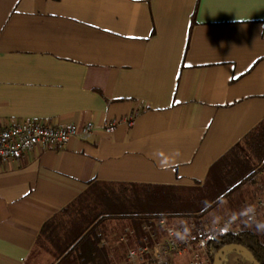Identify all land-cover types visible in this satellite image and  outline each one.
<instances>
[{
    "label": "crops",
    "instance_id": "obj_1",
    "mask_svg": "<svg viewBox=\"0 0 264 264\" xmlns=\"http://www.w3.org/2000/svg\"><path fill=\"white\" fill-rule=\"evenodd\" d=\"M134 113L130 127L101 129ZM30 120L96 131L0 162V264H28L43 224L68 228L80 211L61 210L93 182L166 187L175 209L148 216L141 245L130 217L102 215L50 264H78L82 250L83 264H134L129 250L163 239L157 219L191 237L236 216L241 231L264 190V158L242 142L264 120V0H0V122ZM235 159L240 186L197 210Z\"/></svg>",
    "mask_w": 264,
    "mask_h": 264
},
{
    "label": "trees",
    "instance_id": "obj_2",
    "mask_svg": "<svg viewBox=\"0 0 264 264\" xmlns=\"http://www.w3.org/2000/svg\"><path fill=\"white\" fill-rule=\"evenodd\" d=\"M242 142L257 154L255 156L258 160H262L264 158V120L250 131ZM237 162L236 159L233 162L224 160L223 164L222 160L220 172L213 180H208L205 188L198 194L197 210H208L209 207H206L208 204L220 196L230 194L232 190L240 186L247 170H243ZM167 191L166 187L144 184L90 183L82 194L61 210L63 215L68 214L70 207L78 208L80 211L77 216L71 218L68 228L62 221L57 222L55 219L46 221L38 234L37 244L42 243L41 247L43 246L55 260L60 258L65 260L72 253L77 252L82 240L80 236L90 224L102 215L115 214L131 218L141 245L143 238L147 237L142 233L141 225L150 224L148 216L172 213L175 209V201ZM85 202H88L87 206L84 205ZM188 205L192 206L194 202ZM190 208L192 207H188ZM249 225L237 234L231 232L219 234L209 243L211 264L217 253L228 245L242 246L257 264H264V230H257L253 221ZM82 251L76 256L78 264L84 263Z\"/></svg>",
    "mask_w": 264,
    "mask_h": 264
},
{
    "label": "built area",
    "instance_id": "obj_3",
    "mask_svg": "<svg viewBox=\"0 0 264 264\" xmlns=\"http://www.w3.org/2000/svg\"><path fill=\"white\" fill-rule=\"evenodd\" d=\"M136 113L122 120H110L104 123L101 129L111 134L115 127L124 123L127 127L133 124ZM96 131L92 123L81 126H53L46 121H22L18 123L0 122V162L19 161L35 148L61 149L70 140L86 141ZM257 176H264V159L256 169ZM245 207L244 216L253 217ZM254 219L259 213H264V190L255 199ZM238 217L230 216L220 222L205 223L196 228L193 236L184 240L177 239L176 234H184L179 226L168 223L165 219H157L156 226L163 232L161 241L152 246L147 244L128 251L127 260L134 264H176L177 257H185L188 264H211L209 258V243L219 234L240 232L237 226ZM149 230L150 227H145Z\"/></svg>",
    "mask_w": 264,
    "mask_h": 264
},
{
    "label": "rangeland",
    "instance_id": "obj_4",
    "mask_svg": "<svg viewBox=\"0 0 264 264\" xmlns=\"http://www.w3.org/2000/svg\"><path fill=\"white\" fill-rule=\"evenodd\" d=\"M255 175L256 172H255ZM41 244L36 246V249L31 254L28 264H50L53 260L48 251L41 247ZM241 252L236 250H227L224 253L222 260L218 264H250L246 259H242ZM241 257V258H240Z\"/></svg>",
    "mask_w": 264,
    "mask_h": 264
},
{
    "label": "water",
    "instance_id": "obj_5",
    "mask_svg": "<svg viewBox=\"0 0 264 264\" xmlns=\"http://www.w3.org/2000/svg\"><path fill=\"white\" fill-rule=\"evenodd\" d=\"M227 250H237V251H240L242 252L246 257L247 259H249V261L252 263V264H257L256 261L252 258V256L247 252V250L245 248H243L242 246H239V245H228V246H225L223 247L216 255V257L214 258L213 260V263L212 264H217L218 260L220 259V257L227 251Z\"/></svg>",
    "mask_w": 264,
    "mask_h": 264
},
{
    "label": "clouds",
    "instance_id": "obj_6",
    "mask_svg": "<svg viewBox=\"0 0 264 264\" xmlns=\"http://www.w3.org/2000/svg\"><path fill=\"white\" fill-rule=\"evenodd\" d=\"M247 211L253 213V217H251L250 219L253 220V222H255L257 230H264V221H257V220L254 219L255 209L250 206L247 209ZM188 234H189V229L185 228L183 235H181L180 233H177L176 236H177V239L184 240V239H186Z\"/></svg>",
    "mask_w": 264,
    "mask_h": 264
}]
</instances>
